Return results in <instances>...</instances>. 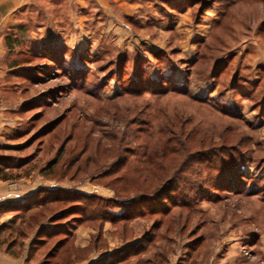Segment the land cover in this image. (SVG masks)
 Returning <instances> with one entry per match:
<instances>
[{"label": "rangeland", "instance_id": "1", "mask_svg": "<svg viewBox=\"0 0 264 264\" xmlns=\"http://www.w3.org/2000/svg\"><path fill=\"white\" fill-rule=\"evenodd\" d=\"M0 157L82 201L0 211V264H264V0H0Z\"/></svg>", "mask_w": 264, "mask_h": 264}, {"label": "trees", "instance_id": "2", "mask_svg": "<svg viewBox=\"0 0 264 264\" xmlns=\"http://www.w3.org/2000/svg\"><path fill=\"white\" fill-rule=\"evenodd\" d=\"M9 41L10 40L7 38L6 39L7 48H8L9 51H11L12 48L10 47V42ZM12 47H14V46H12ZM169 152H171L172 154H177V155L183 154V152L179 153V151L177 149H171V151H169ZM164 155L165 154L163 153L162 159H164ZM151 159H152V157H151ZM4 160L5 159L3 157H0V181L18 180V179L22 178L21 176L13 178L9 174V172H7L8 170L9 171L12 170V168L11 169H7V171H6L5 168L8 167V165L4 164ZM126 162H127L126 160L122 159V160H119L117 162V164L119 166L120 165L122 166ZM53 164H58V162L55 160ZM52 167H53L52 164H50L48 166V168H49V170L47 169L48 172L52 169ZM47 170L44 171L45 174H46ZM167 171H168V169H167ZM179 172H181V171H178V173ZM178 173L176 172V173H174V175H177ZM47 175H48V173H47ZM172 180H173V178H168L166 180L167 181L166 185L170 184L172 182ZM148 181L149 180H145V182H148ZM163 184H165V183H163ZM164 187H166V186H164ZM142 189H143L144 192L143 191L142 192L139 191L140 193H138L137 195L142 197L140 204L142 206H144L146 208V210H147V211H145L147 213H143V214H150V215H158V214H160L154 208V204L156 202H158L157 201L158 200L157 199V195H153V196H150V197L146 196V193H145V190L147 189L146 186L142 187ZM62 193H63V190L59 191V193H58V192H53V190H51V189H42L41 191L38 192V194H35L34 196H32V197L28 198L27 200H25L24 203L20 204L19 202H8L5 205H0V211L1 212H6V211L10 210V211L18 212L17 214L20 215V213H19L20 211L19 210L20 209H24V210H27L28 211L27 213L29 214V213H33L35 211V209H37V208H46L47 206H49V205H51L53 203H56V202H60V201L61 202H68L69 204L73 203L71 209H69L68 212H70V210H76V209L80 208L79 204H82L81 203L82 201H79V199H78L79 197H77L78 195H73L74 197H72L71 195L64 194V193L62 194ZM56 194H58V195H56ZM90 198H93V197H90ZM90 198H88V199H90ZM102 201H104V200H102ZM134 204H136V203H133L132 205H129L128 207H126V210H125V212L123 213L122 216H115L112 213L109 214L106 211L104 213L105 214V219H109V217H114L111 220L117 222L119 220H128V219L134 218L135 210L137 208L136 207L137 205H134ZM55 235H56V233H50L47 238L48 239L54 238ZM41 242H44V241H41Z\"/></svg>", "mask_w": 264, "mask_h": 264}, {"label": "crops", "instance_id": "3", "mask_svg": "<svg viewBox=\"0 0 264 264\" xmlns=\"http://www.w3.org/2000/svg\"><path fill=\"white\" fill-rule=\"evenodd\" d=\"M29 185L28 182L25 184L24 182H19L13 185V182L0 181V205H5L8 202H18L19 197L30 196L35 189H31Z\"/></svg>", "mask_w": 264, "mask_h": 264}]
</instances>
